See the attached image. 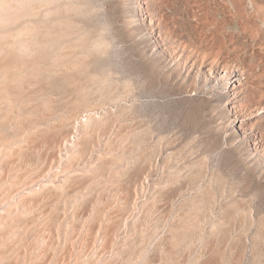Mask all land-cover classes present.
<instances>
[{
    "label": "rangeland",
    "instance_id": "1",
    "mask_svg": "<svg viewBox=\"0 0 264 264\" xmlns=\"http://www.w3.org/2000/svg\"><path fill=\"white\" fill-rule=\"evenodd\" d=\"M0 264H264V0H0Z\"/></svg>",
    "mask_w": 264,
    "mask_h": 264
},
{
    "label": "bare ground",
    "instance_id": "2",
    "mask_svg": "<svg viewBox=\"0 0 264 264\" xmlns=\"http://www.w3.org/2000/svg\"><path fill=\"white\" fill-rule=\"evenodd\" d=\"M237 83H239V82H237ZM236 100H238V96H237L236 90L234 89L233 96H232V101H236ZM233 104H234V102H233Z\"/></svg>",
    "mask_w": 264,
    "mask_h": 264
}]
</instances>
